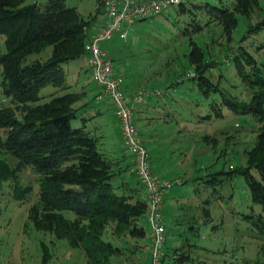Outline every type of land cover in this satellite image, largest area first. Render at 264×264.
Returning <instances> with one entry per match:
<instances>
[{
    "label": "trees",
    "instance_id": "obj_1",
    "mask_svg": "<svg viewBox=\"0 0 264 264\" xmlns=\"http://www.w3.org/2000/svg\"><path fill=\"white\" fill-rule=\"evenodd\" d=\"M257 8L263 10L258 0L203 4L188 0L177 6L179 13L190 11V26L183 32L186 34L198 33L216 20L232 40L240 18L250 20L229 58L244 87L238 94L222 86L225 74H213L216 63H206L205 48L192 38L188 58L195 69L191 79L195 80L192 89L197 92V105L200 101L214 112L208 110L203 118L220 119L229 110L251 114L258 123L254 143L244 150L245 163L210 173L204 182L223 184L242 175L253 203V213L244 218L252 220L254 228L264 235V13L255 17ZM203 15L207 17L205 23L201 22ZM92 20L67 0H0V39L5 43L0 53V150L17 159L12 166L0 157V199L3 184L17 178L23 168L31 167L40 177V207L33 206L31 213L37 229L82 250L87 264H115L114 257L136 255L148 247L142 218L149 215V200L132 171L125 147L127 161L122 148L113 152L103 147L101 136L92 126L96 114H88L94 110L92 104L87 101L78 105L84 96L71 91L67 81L66 64L86 56ZM33 54H40V58L29 62ZM158 91L151 90L143 102ZM75 119H81L80 127H73ZM32 192L31 186L17 184L14 197L22 200ZM2 213L0 200V218ZM196 228L198 233L199 226ZM125 235L135 242L124 245L114 239ZM147 240L150 242V236ZM41 246L42 260L47 264L52 253L44 242ZM191 259V254L184 251L175 256L167 254L163 246L161 264H185Z\"/></svg>",
    "mask_w": 264,
    "mask_h": 264
},
{
    "label": "rangeland",
    "instance_id": "obj_2",
    "mask_svg": "<svg viewBox=\"0 0 264 264\" xmlns=\"http://www.w3.org/2000/svg\"><path fill=\"white\" fill-rule=\"evenodd\" d=\"M35 0H27L33 2ZM196 4L214 3L217 0H191ZM263 10L257 8L256 16L264 13V0H258ZM76 5L87 18L95 21L104 18L100 0H67ZM190 11L179 13L177 6L163 14L144 19L127 27V38L117 35L110 42L115 71L130 84L128 92L159 90L150 96L167 95L149 113L137 114L136 125L151 155L154 171L160 175L185 182L174 185L164 202L167 235L164 251L177 255L184 251L192 259L185 264H264V235L254 228L249 189L242 175L227 179L223 184H206L208 174L245 163L244 150L254 143L258 123L251 114L232 113L225 110V117L205 119L209 108L199 101L192 88L195 80L194 66L188 52L190 39L202 45L206 63L213 62L214 75L225 74L222 86L233 95L244 89L235 66L229 61L237 40L246 30L250 20L243 17L234 31L232 40L225 35L220 22L213 20L198 33H183L190 26ZM207 17L202 16V23ZM5 43L0 39V53ZM33 54L29 62L38 60ZM67 81L84 97L78 105L90 102L97 113L93 128L101 136L103 147L109 151L123 150L124 161L128 156L118 130L113 107L104 100H97L99 91L93 80L86 57L66 64ZM2 80L0 66V83ZM131 87H135L130 90ZM47 88L44 90V92ZM247 90V89H246ZM245 95V91H244ZM169 96V97H168ZM1 85H0V98ZM201 100V99H200ZM166 102V103H165ZM21 114V110L17 111ZM90 116L94 115L91 111ZM74 128L82 125L75 119ZM0 157L15 166L17 159L6 150ZM127 161V160H126ZM40 177L31 167L23 168L17 178L3 184L1 200L3 213L0 218V264H44L41 244L44 242L52 253L47 264H87L82 250L72 248L67 240H58L53 234L37 229L31 218L33 206L40 207L37 198ZM31 186L33 192L24 199L14 197V188ZM168 198V199H167ZM167 200V203H166ZM209 200L210 202L206 203ZM166 204V205H165ZM207 207V209L205 208ZM258 208V206H257ZM149 215L142 218L148 236H151ZM196 226H199L198 233ZM119 244L130 245L135 238L129 235L114 237ZM148 247L136 255L114 257L115 264H151ZM169 262V261H168Z\"/></svg>",
    "mask_w": 264,
    "mask_h": 264
},
{
    "label": "built area",
    "instance_id": "obj_3",
    "mask_svg": "<svg viewBox=\"0 0 264 264\" xmlns=\"http://www.w3.org/2000/svg\"><path fill=\"white\" fill-rule=\"evenodd\" d=\"M185 1L188 0H100L107 13V20L89 35L85 43L91 75L99 87L96 99L107 101L113 106L120 138L131 157L132 171L147 192L151 264H161L167 233L164 202L169 189L181 181L160 176L154 171L149 152L136 125L138 106L148 92H128L124 77L116 74L114 58L103 47V43L113 40L117 35L127 37L128 26L161 15Z\"/></svg>",
    "mask_w": 264,
    "mask_h": 264
},
{
    "label": "crops",
    "instance_id": "obj_4",
    "mask_svg": "<svg viewBox=\"0 0 264 264\" xmlns=\"http://www.w3.org/2000/svg\"><path fill=\"white\" fill-rule=\"evenodd\" d=\"M101 12H104L105 14V16H104V18L103 19H99V17H97L96 16V18H95V21H92V23H91V25H90V27H89V30H88V33H89V35H91L98 27H100L102 24H104L105 22H106V20H107V13L105 12V10L103 9V8H101ZM121 37V36H120ZM121 38H123V37H121ZM127 38V37H126ZM111 41H113V40H110V41H108V42H105V43H103V47L104 48H106L108 51H109V53H110V42ZM111 56H112V54H110ZM86 57V56H85ZM87 59V58H86ZM116 74H119V75H122L121 73H119L117 70H116ZM123 76V75H122ZM125 85L127 86V88H128V90H129V85L130 84H128V83H126L125 82ZM135 87H131L130 88V90H133ZM164 94V93H163ZM163 94H161V95H159V96H150L149 98H147L142 104H140V106H139V108H138V110H137V114H141V113H143V114H145V113H149V111L151 110V109H153L154 107H155V105H157V104H159L160 103V101L163 99V101L165 100V99H168L167 98V95H163ZM169 97V96H168ZM157 103V104H156ZM166 103V102H165ZM93 112H94V114H96V117H97V114L99 113V112H95L94 110H93ZM164 177V176H163ZM168 199V198H167ZM166 203H167V200H166ZM166 205V204H165ZM168 248H167V254H168Z\"/></svg>",
    "mask_w": 264,
    "mask_h": 264
}]
</instances>
